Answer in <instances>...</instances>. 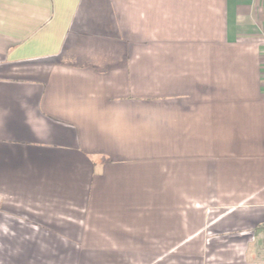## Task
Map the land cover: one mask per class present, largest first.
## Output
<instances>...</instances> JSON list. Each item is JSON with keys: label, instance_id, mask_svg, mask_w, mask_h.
<instances>
[{"label": "crops", "instance_id": "crops-1", "mask_svg": "<svg viewBox=\"0 0 264 264\" xmlns=\"http://www.w3.org/2000/svg\"><path fill=\"white\" fill-rule=\"evenodd\" d=\"M0 264H264V0H0Z\"/></svg>", "mask_w": 264, "mask_h": 264}]
</instances>
